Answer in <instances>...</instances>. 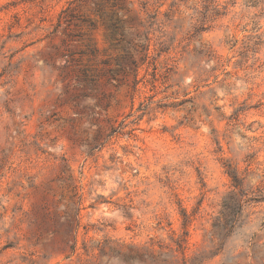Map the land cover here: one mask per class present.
Returning <instances> with one entry per match:
<instances>
[{
  "label": "rangeland",
  "instance_id": "374dc122",
  "mask_svg": "<svg viewBox=\"0 0 264 264\" xmlns=\"http://www.w3.org/2000/svg\"><path fill=\"white\" fill-rule=\"evenodd\" d=\"M71 1L0 0V264H264V0H131L132 18L160 12L152 57L137 92L132 76L106 86L93 125L63 93ZM94 7L77 10L97 26L72 30L73 65L97 66L80 53L91 43L116 71ZM76 193L72 254L61 223Z\"/></svg>",
  "mask_w": 264,
  "mask_h": 264
},
{
  "label": "trees",
  "instance_id": "16d2710c",
  "mask_svg": "<svg viewBox=\"0 0 264 264\" xmlns=\"http://www.w3.org/2000/svg\"><path fill=\"white\" fill-rule=\"evenodd\" d=\"M183 1V0H181ZM110 0H72L68 6L62 11L56 30H62L67 38L63 39V46L65 51L63 56L67 58L66 64L61 67L62 79L64 83L63 93L68 97V101L74 107L75 120H85L93 125L95 122H100L104 112H107L112 105L114 94L106 89L107 85H113L115 80L124 84L129 81L130 76L133 80L134 91H138V85L142 81L139 78L141 66L151 59V37L150 32L152 25L155 24L160 12L154 15L149 14L146 3L145 11L148 12V18H132L129 15L132 13V6L134 3L131 0H114V7L119 6L118 9H112L109 13L106 11V4ZM86 3H93L95 5V14L101 19L102 25L106 30V39L110 42L111 46L121 49L123 54L116 59V71L112 66L110 60H99L98 50L91 43L86 44V51L80 53L86 54L89 59L94 60L97 66L88 65H73L78 62L75 58L76 51L74 50L72 41L76 36H83L84 34H77L72 31L77 27L88 26L90 29H95L97 23L90 18L83 17L77 13V10ZM174 15L176 11L171 10L170 14ZM220 16L221 13H217ZM82 21L77 23L76 21ZM166 51L165 47H161L158 55H162ZM69 58V60H68ZM120 59L123 65L120 63ZM73 62V63H72ZM72 68L73 74L69 73V68ZM117 72L123 74L122 80L117 79L115 76ZM130 84V83H129ZM116 86V85H113ZM117 87V86H116ZM112 133L106 134V139ZM102 135L96 137V144L86 143L88 155L93 156L96 150H101L105 146ZM225 168L233 181L235 188L242 187L243 178L240 177L237 168L232 163L225 162ZM72 180V177H70ZM73 183L70 184V186ZM76 189L75 186H73ZM77 193L73 194L71 201L66 204L65 219L63 224L64 232L62 233V245L65 249H69L72 254L76 250V233L80 226V213L82 210V202L76 200ZM188 233L185 232V238L178 241V246L182 253H185L184 243Z\"/></svg>",
  "mask_w": 264,
  "mask_h": 264
}]
</instances>
